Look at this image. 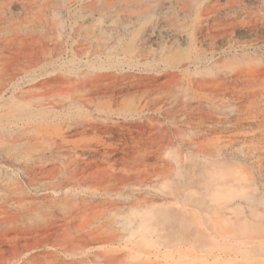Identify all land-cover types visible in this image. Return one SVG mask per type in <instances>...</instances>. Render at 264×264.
<instances>
[{
  "label": "rangeland",
  "instance_id": "obj_1",
  "mask_svg": "<svg viewBox=\"0 0 264 264\" xmlns=\"http://www.w3.org/2000/svg\"><path fill=\"white\" fill-rule=\"evenodd\" d=\"M172 1H0V69L8 70L0 72V264H109L94 258L105 253L121 256L120 264H264V251L257 250L264 249V201L256 200L264 197V0H189L188 18H180L189 28L181 37L167 25V38L143 40L142 28ZM208 3L219 5L218 24L225 19L213 42L190 29ZM137 52L144 53L138 64L122 72L108 68ZM77 57L101 61L92 73L130 79L104 82L81 109L71 101L82 91L45 102L32 98L29 90L43 82L58 89L56 78L76 71ZM61 109L76 130L68 131L66 122L42 123ZM91 125L120 131L88 130ZM38 133L42 140L34 139ZM51 138L62 148L51 149ZM67 160L86 182L66 189L86 204L110 198L100 189L113 175L131 174V184L111 187V195L149 190L159 194L152 208L188 210L165 226H175L169 231L178 242H190L164 246L159 240L168 231L157 232L161 222L149 245L131 249L143 242L138 235L112 245L88 242L78 231L87 216L66 221L50 205L64 190L40 187ZM142 180L143 189L133 186ZM185 195L190 206L182 205ZM91 219L90 227L99 225Z\"/></svg>",
  "mask_w": 264,
  "mask_h": 264
},
{
  "label": "bare ground",
  "instance_id": "obj_2",
  "mask_svg": "<svg viewBox=\"0 0 264 264\" xmlns=\"http://www.w3.org/2000/svg\"><path fill=\"white\" fill-rule=\"evenodd\" d=\"M3 2H7L8 4L12 3V0H0ZM193 8V4L189 2V0H173L169 7L167 8H161L158 13V18L155 22H151L147 28H142V32L144 33V39L145 41H151L153 36H156L157 38H160L161 40L167 38L165 36H168L166 32L167 25L170 26L172 29H174V36L181 37L180 33L185 32L189 27L187 26V22L183 19H180L181 16L183 18H188L189 16V10ZM166 10H168L171 14H166ZM4 11L0 9V21H1V15ZM163 13V15H159ZM222 13V12H221ZM220 15V9L219 5H210L203 4L199 8V19L196 20L193 25L190 27L192 29L194 34H204L208 41L213 42L215 39H218L221 35L220 33L216 32V29H218V25H222V23L225 21V19H222V23L218 24L217 20L219 21ZM211 23V25H209ZM221 25L219 27H221ZM183 35V34H182ZM175 43L172 42L173 45ZM137 47H140L137 46ZM132 50H129L128 53H131ZM132 61L125 62L127 60H120L109 63V69L110 70H116L117 72H122L125 68H130L131 65L135 63H139L140 60L144 57V53L137 52L136 54L130 56ZM146 59H149L148 56H145ZM76 71H73L71 73L64 74L62 77L56 78V81L59 82L57 85L58 89L52 90L54 86L50 83V81L43 82L41 84V89H31L29 90V93L32 94V98L34 97L36 100L39 101H48L52 98H55L56 96L68 98L72 93L82 91L79 95V99L74 102V100L71 101V105H74V107L77 109L84 108L86 104H91L93 102L92 99L87 97V94L94 92V90L99 89L98 87H101L104 85L103 83H117L120 81L127 80L129 76L122 75L120 78L115 74H101V73H92L95 70V62H101L100 60H82L77 57L76 59ZM155 60V59H154ZM82 67H85V71L81 70ZM92 70V72H91ZM0 72L7 74L8 70L7 67H2L0 69ZM89 72V73H88ZM130 79V78H129ZM55 81V82H56ZM61 83V84H60ZM106 91H110L111 88L108 86H105L104 88ZM48 90L53 92H48ZM56 103L60 104V101H57ZM62 108V107H61ZM70 111V110H68ZM67 110L61 109L59 112H54L52 114H47L42 118V123L44 124H50L54 123L56 121L60 122H66L67 125ZM120 126L118 125H106L102 127L100 126H89L88 130H102L104 133H112L116 129L118 130ZM77 125H67V130H76ZM120 131V130H118ZM121 136V135H120ZM35 140H42L43 136L39 133L37 136L34 137ZM51 143V149H61V144L58 143L55 139H48ZM78 149H83L81 145H78ZM107 154L109 156H112L110 152L107 151ZM71 161H65L62 163V170L60 173H53V176L49 178V180H46V182H42L40 187L48 189L53 191V193L56 192L57 189H63L64 190V196L60 198L53 197L50 205L52 204V207L56 209V211H59L60 213L63 212L64 219L66 221H72L74 217L77 215H84L87 216V220L85 222H82L79 225L78 231H83V235L87 236V241H98L101 243H107V244H115L117 243L121 238H124L126 236H134L138 235L143 238V242L136 244V246L131 247V249H134L135 247H140V245H149L151 244L154 239L151 238V236L154 235L153 231L156 229V227H159L160 222L163 225L164 229H158L157 232H160L161 230L168 231L165 235H162L160 237V242L168 247V246H177L178 244H185L181 243L184 241L183 238H180L181 241L178 242V238L172 235L169 230L175 229V226H165V223L167 221L172 220H183V216L186 215V212L188 210L185 209L184 212L181 213L179 210H172V209H154L152 208L156 196H159V194H153L148 191H146L143 195H138L134 193V189H130L125 196H119L118 198H115L111 195V187L116 186L117 184H121L123 186H129L134 178H131L130 175H124L119 178H115V175H113V179L110 181V183L106 186H104L100 191L102 192V195H108L110 198H103L101 200H98L97 202H91L90 204H86V200L84 198H81L77 195H73L72 192H70L69 189H66V184L71 182L73 184H80L85 183L86 178L82 177L84 172L77 171L72 164ZM51 169H45V171H48ZM135 178L139 176H134ZM105 179V178H104ZM109 180L111 179L108 178ZM137 180V179H136ZM185 184L186 189L188 188ZM63 186V187H62ZM134 187L137 188H144V186H147L144 181H139V183H134ZM184 187V186H183ZM188 190V189H187ZM104 191V192H103ZM186 192V190H184ZM171 193H168L170 195ZM162 196V195H160ZM189 197L185 195L183 198V206H190L191 200L189 201ZM248 201H251L250 198H247ZM258 201H264V197L262 196L259 199H256ZM201 203V202H200ZM198 205H195L197 207ZM210 207V205H207V208ZM211 211V210H210ZM55 219H58V216L56 213H53L52 215ZM129 216H132V218H129ZM95 218L97 222H99V225H96L94 227H90L92 223V219ZM167 224H171L170 222ZM67 226V223L61 224V225H53V228H64ZM179 226V225H178ZM177 226V227H178ZM184 227V226H183ZM180 228V227H179ZM177 230V228H176ZM175 232V230H172ZM180 231V230H179ZM182 232V231H181ZM177 234V233H176ZM82 235V234H81ZM218 236L220 237H228L227 235L221 234L218 232ZM202 237V236H201ZM230 239H233V241L239 240L236 236H231ZM156 241V240H155ZM187 242V243H189ZM181 243V244H180ZM199 246V245H198ZM207 248V246H202V248ZM201 248V247H200ZM198 248V251L200 250ZM231 250L236 253H241L242 249L238 245L232 244ZM254 248H251L249 251L246 250V252H249L252 254ZM258 251H264V249H257ZM95 260L101 261L102 259H106L111 262H117L119 261V264L121 263L120 260L123 261V258L121 256H115L112 254L105 253L102 254L103 258L100 256L98 259V254H96ZM122 259H121V258ZM105 262V261H104ZM109 263V264H110ZM108 264V263H107ZM122 264H124L122 262ZM181 264V263H180Z\"/></svg>",
  "mask_w": 264,
  "mask_h": 264
}]
</instances>
